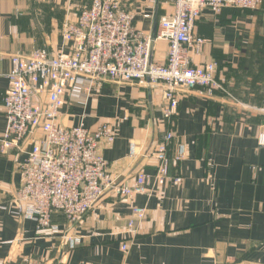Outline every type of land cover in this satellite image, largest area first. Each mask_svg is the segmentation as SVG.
I'll return each mask as SVG.
<instances>
[{
  "label": "crops",
  "instance_id": "1",
  "mask_svg": "<svg viewBox=\"0 0 264 264\" xmlns=\"http://www.w3.org/2000/svg\"><path fill=\"white\" fill-rule=\"evenodd\" d=\"M91 0H0V137L11 58L37 49L57 54L64 23L76 21ZM134 27L154 38L165 0H117ZM194 34L204 41L192 65L214 64L223 91L204 96L178 89V105L163 117L161 88L148 84L79 81L66 97L59 123L116 133L101 153L112 177L131 185L148 176L146 193L106 194L75 226L59 213L56 230L37 231L14 204L23 151L0 153V264H264V0L256 11H204ZM167 45L155 41L152 61L164 63ZM168 144V178L157 186V148ZM180 156H182L180 158ZM181 177L182 184L173 178ZM129 205L145 209L127 234ZM80 239L70 248L62 237ZM126 246V251L122 247Z\"/></svg>",
  "mask_w": 264,
  "mask_h": 264
},
{
  "label": "built area",
  "instance_id": "2",
  "mask_svg": "<svg viewBox=\"0 0 264 264\" xmlns=\"http://www.w3.org/2000/svg\"><path fill=\"white\" fill-rule=\"evenodd\" d=\"M170 15L159 19L154 38L137 30L133 16L117 0H91L79 11L76 21L63 25L61 37L67 47L57 54L37 49L28 57L15 55L7 75L8 89L3 98L6 119L0 137V153L23 151L24 144L36 135L25 152L21 165V187L14 204L23 218L35 222L37 231L56 230L52 216L61 214L68 226L77 225L106 195L128 198L146 193L148 176L139 173L125 184L112 177L101 153L103 143L111 144L115 131L106 124L91 132L82 125L66 128L59 123L69 92L79 81L90 87L103 82L148 84L161 88L163 117L173 116L178 105V89L213 96L223 91L215 77L216 66L192 65L203 39L194 34L197 20L204 11L215 15L223 9L256 11L263 0H165ZM167 45L164 63L152 61V45ZM166 136L157 148V186L168 178ZM264 145V134L258 140ZM182 156H180L181 158ZM182 184V178H173ZM127 234L134 233L136 221L145 209L129 205ZM70 248L79 244L76 237H62ZM126 251V246L122 247Z\"/></svg>",
  "mask_w": 264,
  "mask_h": 264
}]
</instances>
